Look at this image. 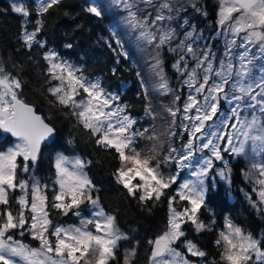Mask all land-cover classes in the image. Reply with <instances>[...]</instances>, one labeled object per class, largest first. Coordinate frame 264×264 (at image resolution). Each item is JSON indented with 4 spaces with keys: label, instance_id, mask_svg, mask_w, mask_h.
<instances>
[{
    "label": "snow or ice",
    "instance_id": "6c2138e0",
    "mask_svg": "<svg viewBox=\"0 0 264 264\" xmlns=\"http://www.w3.org/2000/svg\"><path fill=\"white\" fill-rule=\"evenodd\" d=\"M60 3L13 2L11 11L21 17L18 39L29 53L42 50L45 99L71 117L73 128L86 133L96 148L114 157L118 166L112 177L125 195L149 211V206L166 200L164 228L146 241L147 264H264V233L253 234L230 215L218 224L208 206L216 190L212 172L231 186L228 154L246 161L242 172L252 187L245 199L264 216V0H218L215 36L210 38L187 14L191 9L208 15L199 0H92L84 8L98 19L114 10L123 13L111 29L117 47L106 41L113 52L120 49L118 56L128 58L119 36L121 25L135 33L137 47L153 49L152 91L171 100L157 111L141 79L144 113L152 121L163 119V132L156 131L154 123L139 127L121 91L90 79L81 66L39 38L44 17ZM221 37L223 51L218 53L209 41ZM164 49L174 56L171 67L178 74V88L164 71ZM19 69L22 72L23 65ZM25 83L19 72L0 61V264H119L121 242L129 236L101 204L100 190L88 172L93 161L57 151L49 157L51 176L37 175L44 150L58 130L23 98ZM141 141L148 143L141 147ZM75 143L74 136L67 140ZM217 161L223 167L217 168ZM201 209L209 211V220L201 218ZM53 213L72 214L79 223H54ZM188 226L197 235L215 233V256L209 259V253L188 238ZM26 235L37 246L26 243ZM139 243L124 250L122 264H135Z\"/></svg>",
    "mask_w": 264,
    "mask_h": 264
},
{
    "label": "trees",
    "instance_id": "16d2710c",
    "mask_svg": "<svg viewBox=\"0 0 264 264\" xmlns=\"http://www.w3.org/2000/svg\"><path fill=\"white\" fill-rule=\"evenodd\" d=\"M199 1L208 15L205 17L194 13L200 18L194 19L193 23L197 28L203 29L206 37L210 38L216 29L217 3L215 0ZM13 2L20 0H0V61H3L10 70L19 72L21 79L26 82L23 98L36 105L37 111L51 120L58 130V136L54 141H50L49 146L44 150V158L40 161L37 175L46 179L51 176L49 157L55 155L57 151H64L67 155L79 154L91 159L93 164L88 172L100 190L101 204L107 212L116 216L120 229L129 236L128 241L121 242L117 258L119 264H122L124 250L132 248L137 241L140 243L137 246L135 264H147L149 246L146 241L159 234L164 228L167 217L166 200H162L156 207L149 206L151 208L149 211L139 206L135 200L128 198L112 177V172L118 166L114 157L96 148L82 130L74 129L71 117H65L49 105L43 92L46 86L41 75L44 68L40 55L42 50L36 49L29 53L22 47L18 39L21 17L11 11L10 5ZM25 2L32 5L35 0H25ZM88 4L89 0H61V3L44 17L45 27L39 38L46 40L47 47L57 51L63 58L76 61L86 76L100 79L110 91H121L122 102L129 104V111L138 118L144 113L146 105L144 90L141 88L142 70L130 55L126 59L122 55H117L119 48L117 52H113L108 47L106 41L112 42L113 47H117L110 32V17L106 15L103 19H98L88 14L84 11ZM66 12L70 15L66 16ZM32 19L34 20L35 16ZM209 42L213 46L221 47L218 39ZM66 43H71L73 47L71 49L64 47ZM29 55L33 57L32 60L28 59ZM168 55L171 53L162 54L167 77L174 73L168 62L170 59ZM13 64L17 65V68L13 69ZM20 65H23L22 72L19 69ZM137 73H140V76ZM73 136L76 138V143L67 144V140ZM225 160L231 168L232 183L229 186L221 181L215 171L210 174L215 177L216 190L210 195L209 208L215 213L218 224H222L225 215H230L236 223L253 234L264 233V216L252 209L245 199V193L250 192L252 187L245 180L242 172V169L246 170V161L228 154H225ZM20 175L23 177V174ZM18 194L17 192L12 195ZM253 198L255 199L254 194ZM52 219L54 223L67 225L76 222L78 218L72 214L61 216L53 213ZM186 231L189 239L195 240L209 253V259L216 255V249L213 247L216 238L214 232L197 235L192 231L191 226H188ZM23 239L26 243L37 246V242L32 241L27 235Z\"/></svg>",
    "mask_w": 264,
    "mask_h": 264
},
{
    "label": "rangeland",
    "instance_id": "374dc122",
    "mask_svg": "<svg viewBox=\"0 0 264 264\" xmlns=\"http://www.w3.org/2000/svg\"><path fill=\"white\" fill-rule=\"evenodd\" d=\"M217 3V8H216V13H217V9H218V0H215ZM92 0H89V3H91ZM105 2H108V0H105ZM199 3L201 4V1H199ZM190 16V21L193 23L194 19H198L200 17L196 16L194 12H192L191 9H189V12L187 13ZM123 13L120 12L119 10H114V12L112 14L109 15L110 17V32L111 29L113 27V25L118 21L119 17L122 16ZM217 19V18H216ZM198 30H200L198 28ZM119 31V36L123 42V48L125 51L128 52V55H130L133 59V61H135V64L138 65L141 70H142V79L144 80V82L146 83L147 87H148V94L149 97L151 98L153 104L156 106L157 111L160 110V106L162 104H167L170 102L171 100V96H157L153 91H152V85L156 83V77L152 74L151 71V65L154 63L153 59H152V55L154 54L153 49L150 46L144 45L142 47H137L136 46V40H135V33H131L127 28H125L123 25H121L118 29ZM205 35V34H204ZM213 36H215V31L213 33ZM212 36V37H213ZM206 37V35H205ZM113 38V37H112ZM219 41V44L221 45V47L219 46H213V50L217 51L218 53L223 51V38H217ZM164 52H167V49H164L161 52V59L163 60V56L162 54ZM170 57L169 61L170 64L172 65V63L174 62V56L168 55ZM67 59V58H65ZM70 62L78 65V63L76 61H72L70 59H67ZM172 71L174 72L172 75L170 74L168 76L170 82H171V86L173 88H178L179 86V80L177 79L178 74L175 72V70L171 67ZM90 79H96V77H89ZM186 91V89L184 90ZM146 101V100H145ZM147 103V101H146ZM166 115V114H164ZM136 118V117H135ZM138 120V126L139 127H150V125H152L153 123L155 124V130L158 132H163L165 130V124H164V120L161 119L159 116L157 117V119L155 121H152L149 117L145 116V113H143L141 116H139L137 118ZM146 143H148L147 141H141L140 146L143 147ZM180 144V141L177 140V146ZM216 167L217 168H221L223 167V164L219 161L216 162ZM174 170V169H173ZM183 175L186 176V173H184ZM202 211H204V214H202ZM85 215H87V212H85ZM201 218L204 220H209V216L210 213L207 209H201ZM204 215V216H203ZM79 223V218L77 219L76 222L70 223V224H78ZM38 244V242H37Z\"/></svg>",
    "mask_w": 264,
    "mask_h": 264
},
{
    "label": "water",
    "instance_id": "95a60500",
    "mask_svg": "<svg viewBox=\"0 0 264 264\" xmlns=\"http://www.w3.org/2000/svg\"><path fill=\"white\" fill-rule=\"evenodd\" d=\"M39 113V112H38ZM39 114H41V113H39ZM42 115V114H41Z\"/></svg>",
    "mask_w": 264,
    "mask_h": 264
}]
</instances>
